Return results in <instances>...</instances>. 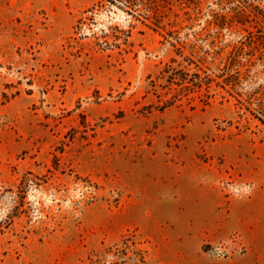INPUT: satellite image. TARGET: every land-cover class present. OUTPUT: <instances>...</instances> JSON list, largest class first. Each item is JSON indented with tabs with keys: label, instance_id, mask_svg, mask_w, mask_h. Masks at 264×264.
<instances>
[{
	"label": "rangeland",
	"instance_id": "rangeland-1",
	"mask_svg": "<svg viewBox=\"0 0 264 264\" xmlns=\"http://www.w3.org/2000/svg\"><path fill=\"white\" fill-rule=\"evenodd\" d=\"M194 1L181 35L233 10L261 44L264 0ZM228 22L224 40L247 33ZM161 33L104 0H0V264H173L164 198L183 174L228 197L264 184V123L236 98L160 108L154 79L176 56ZM260 83L244 89L264 101Z\"/></svg>",
	"mask_w": 264,
	"mask_h": 264
},
{
	"label": "trees",
	"instance_id": "trees-1",
	"mask_svg": "<svg viewBox=\"0 0 264 264\" xmlns=\"http://www.w3.org/2000/svg\"><path fill=\"white\" fill-rule=\"evenodd\" d=\"M102 0H97V3ZM121 9L136 20L161 34L171 42L176 56L166 62L155 77L154 86L161 91L157 97L162 101L160 108L173 105L176 100L190 93L199 92L202 100L209 103L217 92H223L236 98L240 108L250 112L264 123V101L257 90H245L244 84L264 74V34L255 45V38L249 37L246 13L236 15L235 11L210 12L206 23L191 33L180 34L183 27H191L198 20L200 3L194 0L177 2L175 0H104ZM174 4L183 10L182 15L175 11ZM169 11H172V16ZM259 26H264V10H256ZM234 17L240 32L237 40H224L222 29L227 27L230 17ZM79 20V19H78ZM261 31V30H260ZM129 33H125L124 43L128 42ZM114 38L118 39L117 35ZM109 45L119 43L106 41ZM263 44V45H262ZM189 47V52L183 49ZM181 57L178 60V57ZM254 70V73H252ZM262 83L256 88L263 89ZM262 93V92H261ZM162 94L165 98L162 99Z\"/></svg>",
	"mask_w": 264,
	"mask_h": 264
},
{
	"label": "crops",
	"instance_id": "crops-1",
	"mask_svg": "<svg viewBox=\"0 0 264 264\" xmlns=\"http://www.w3.org/2000/svg\"><path fill=\"white\" fill-rule=\"evenodd\" d=\"M217 178L183 174L178 187L166 192L164 258L173 264H264V184L228 197L216 185ZM234 231L242 234L245 253L216 258L204 251L205 243L220 242Z\"/></svg>",
	"mask_w": 264,
	"mask_h": 264
},
{
	"label": "built area",
	"instance_id": "built-area-1",
	"mask_svg": "<svg viewBox=\"0 0 264 264\" xmlns=\"http://www.w3.org/2000/svg\"><path fill=\"white\" fill-rule=\"evenodd\" d=\"M246 248L243 236L240 232H232L226 239L217 243H206L204 251L215 257L231 256L236 252H242Z\"/></svg>",
	"mask_w": 264,
	"mask_h": 264
}]
</instances>
